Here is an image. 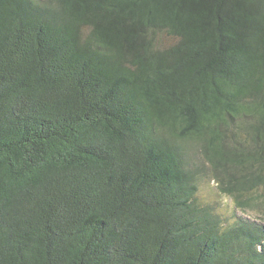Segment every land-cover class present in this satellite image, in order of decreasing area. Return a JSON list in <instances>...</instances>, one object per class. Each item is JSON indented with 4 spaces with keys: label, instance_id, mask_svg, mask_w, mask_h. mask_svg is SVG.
Segmentation results:
<instances>
[{
    "label": "trees",
    "instance_id": "16d2710c",
    "mask_svg": "<svg viewBox=\"0 0 264 264\" xmlns=\"http://www.w3.org/2000/svg\"><path fill=\"white\" fill-rule=\"evenodd\" d=\"M204 179L261 206L264 0H0V264H264Z\"/></svg>",
    "mask_w": 264,
    "mask_h": 264
},
{
    "label": "rangeland",
    "instance_id": "374dc122",
    "mask_svg": "<svg viewBox=\"0 0 264 264\" xmlns=\"http://www.w3.org/2000/svg\"><path fill=\"white\" fill-rule=\"evenodd\" d=\"M253 195L258 202H262L261 206L243 210L235 204L233 198L222 194L215 182L204 179L200 183L197 200L201 204L213 205L228 224L237 221L239 216L258 219L264 224V187L258 189Z\"/></svg>",
    "mask_w": 264,
    "mask_h": 264
},
{
    "label": "bare ground",
    "instance_id": "6f19581e",
    "mask_svg": "<svg viewBox=\"0 0 264 264\" xmlns=\"http://www.w3.org/2000/svg\"><path fill=\"white\" fill-rule=\"evenodd\" d=\"M248 219H251V220H256V219H252V218H250V217H248ZM258 221V220H257ZM259 227H261V223H259V225H258Z\"/></svg>",
    "mask_w": 264,
    "mask_h": 264
}]
</instances>
